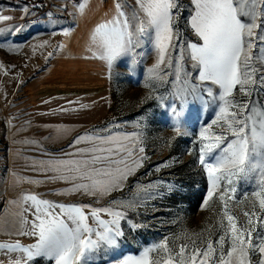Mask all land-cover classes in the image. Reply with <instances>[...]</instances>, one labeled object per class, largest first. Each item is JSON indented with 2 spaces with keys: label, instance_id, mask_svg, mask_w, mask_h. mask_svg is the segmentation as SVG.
I'll return each mask as SVG.
<instances>
[{
  "label": "snow or ice",
  "instance_id": "6c2138e0",
  "mask_svg": "<svg viewBox=\"0 0 264 264\" xmlns=\"http://www.w3.org/2000/svg\"><path fill=\"white\" fill-rule=\"evenodd\" d=\"M78 7L83 11L86 4ZM185 11L184 31L190 29L194 41L181 30ZM7 19L10 17L0 16V20ZM21 30L17 28L16 32ZM63 34L70 35V30L64 29ZM146 44H151L156 61L147 69L143 86L154 91L153 82L163 83L168 75L175 76L170 107L176 137L192 135L181 132L182 112L177 110L176 101L180 109L189 104V97L193 102L202 101L205 107L209 103L217 105L214 118L201 125L193 143L199 144L198 163L208 180L202 208L218 201L219 220L216 232L211 227L206 229L207 238L203 232L195 237L185 234L177 237L183 240L177 248L175 240L170 246L166 237L144 247L139 255H124L115 264H252L253 255H259L258 264H264V101L251 99L253 92L264 90V55L255 58L261 68L255 66L253 57L254 48L264 53V0H189V6L183 0H116L113 16L91 30L88 58L104 61L111 74L117 60L130 57L131 71L139 62L137 56L144 55L136 49ZM188 61L198 72L195 79L199 83L192 82ZM166 68L173 72L165 73ZM207 84L216 86V90ZM151 91L146 99L155 98L164 106L165 97H153ZM204 93L210 100L204 99ZM56 131L65 134L68 129L58 127ZM81 144L85 146L78 147ZM142 145V133L86 132L69 145L75 150L65 153L67 158L40 161V170L54 174L47 179L70 183L64 193L82 192L99 203L122 191L129 178L144 166L149 157ZM178 162L173 158L162 166ZM241 181L253 190L250 210L238 215L234 205ZM161 188L169 193L178 190L177 185L163 181L138 183L131 199L112 200L101 207L55 203L26 194L22 199L31 202L34 219L28 231L17 234L34 237V242L2 243L0 249L21 253L10 264H35L37 259L46 264H93L101 253L107 256L120 249L125 237L122 221L133 231L144 227L128 219V212L163 196ZM248 200L245 191L240 203ZM21 223L29 221L23 217Z\"/></svg>",
  "mask_w": 264,
  "mask_h": 264
},
{
  "label": "rangeland",
  "instance_id": "374dc122",
  "mask_svg": "<svg viewBox=\"0 0 264 264\" xmlns=\"http://www.w3.org/2000/svg\"><path fill=\"white\" fill-rule=\"evenodd\" d=\"M22 1L29 2L27 12L30 11V15L34 16L38 23L47 19H53L54 24L64 20L70 33L74 29L77 30L74 32L80 33L79 21L83 17L86 18L87 14L90 13L91 23L93 18L99 17L97 10H91V4L84 0ZM104 1L105 8L99 14L111 18L115 12L116 0ZM109 1L114 7L108 12ZM128 2L133 3L134 0ZM81 3L86 4L83 11L78 7ZM183 3L189 6V0H183ZM187 15L185 11L181 19V30L187 39L194 41L196 38L191 30L184 31L183 18ZM91 29L86 28V32H81L85 33L79 43L82 50L89 45ZM10 32L11 27L0 29V33L6 34L5 37ZM73 42L74 40H71L70 46ZM4 48H7V44ZM80 52L81 56L73 53L66 58L69 61L66 71H59L57 65L54 67L56 70H51L50 73L38 71L35 87H29L26 82H22L18 87L10 88L9 98L2 100L0 96V244L3 242V236L11 237L6 240H13L14 243L19 240L24 245L34 242V237L17 234L20 231H28L34 219L35 209L31 202L25 203L22 199L26 194H36L40 199L55 203L91 204L101 207L108 205L112 200L131 199L138 183L148 184L156 181L177 185L178 190L169 193L166 188H161L163 196L149 200L135 212L129 211L128 219L136 224H143L144 227L133 231L126 221H122L125 237L120 249L107 256L101 253L93 264H115L124 255H139L144 247L158 243L166 237L169 238L170 246L175 240V246L178 248L183 240L177 237L185 234L195 237L203 232L207 238L206 229L209 227L216 232L220 205L217 201L210 208H202L208 180L203 167L198 163L199 144H194L193 141L198 136L201 125L210 123L214 118L215 110H218L217 105L209 103L205 107L202 101L193 102L189 97V104L180 109L179 101H176L177 110L182 112L181 132L192 133L176 137L170 107L173 102L171 93L174 91L175 76L168 75L163 83L153 82L154 91L143 86L148 75L147 69L156 61V53L151 44L136 49L137 53L144 55L137 56L139 62L131 71L130 57H123L114 63L111 74L104 61L88 58L91 56L88 48ZM260 55L264 53H261L259 48H254V64L257 68L262 67L261 63L255 60ZM80 57V63L76 64ZM39 64L42 66L43 63ZM187 71L192 73V82L199 83L195 79L198 72L191 68L190 61L187 62ZM164 72L171 73L173 69L166 68ZM51 82L54 83L53 86ZM207 86L216 90L214 85ZM0 90H3L1 84ZM150 91L153 97H165L164 106L155 98L146 99ZM203 95L205 100H210L206 93ZM236 96L241 98L238 90ZM251 99L254 102L264 101V90L253 92ZM81 105L86 107L82 108ZM62 108L68 111H61ZM58 127L68 129L67 133L58 134ZM86 132L102 135L142 133V146L149 157L144 166L129 178L122 191L113 192L99 203L82 192L64 193L62 190L69 188L70 183L47 179L54 174L40 170V161L67 158L64 154L75 150L69 145L76 137ZM172 137L176 138L172 140ZM83 146L85 145H78ZM173 158H177L179 162L169 167L162 166ZM158 166L161 167L157 172L155 169ZM237 188L234 209L239 215L242 210H250V193L253 188L243 181L237 184ZM245 191L249 193V200L240 203ZM23 217H26L29 223L22 225ZM216 238L213 236L214 240ZM20 255L21 253L16 252L15 256L18 258ZM251 259L252 264H258L260 256L253 255ZM35 264H46V261L37 259Z\"/></svg>",
  "mask_w": 264,
  "mask_h": 264
},
{
  "label": "crops",
  "instance_id": "0c3cea01",
  "mask_svg": "<svg viewBox=\"0 0 264 264\" xmlns=\"http://www.w3.org/2000/svg\"><path fill=\"white\" fill-rule=\"evenodd\" d=\"M84 1H88L89 5L91 4V10H97L99 17L93 18L91 23L90 13L87 14L86 18L83 17L79 21L80 33H76L77 30L74 29L73 32L75 30L76 32L65 36L63 30L69 28L64 20H59L55 24L53 19L38 23L36 18L30 15V11H24L25 8L29 9L28 1L21 3L19 0H0V16L10 17L7 20H0V29L11 27L12 31L6 37L5 33H0V84L3 87V90H0V96L2 100L9 98L10 88L18 87L22 82H26L25 84L29 87H35L38 71L50 73L51 70H56L54 69L56 65L59 71H66L68 69L67 62H69L66 58L69 54L77 53L78 56H81L82 52L80 51L84 52L85 48H89V45L88 47L85 46L83 50L80 47L81 37L84 38L85 34H81V32H86V28L93 29L97 23L110 17H102V14H99L105 8L104 0ZM111 4L112 2L109 1L108 12L114 7ZM17 28L22 30L16 32ZM71 40H74V42L70 46ZM6 44L7 48H4ZM60 45H64V47L61 48ZM49 53H52V55L49 56ZM79 59L76 64L80 63L81 57ZM39 60L43 63L42 66L41 64L38 65V63H41ZM51 84L53 86L54 83L51 82ZM6 238L11 237L3 236L2 243H14L13 240H6ZM15 255L16 252L0 249V264H10V261L16 258Z\"/></svg>",
  "mask_w": 264,
  "mask_h": 264
},
{
  "label": "built area",
  "instance_id": "2783aa9c",
  "mask_svg": "<svg viewBox=\"0 0 264 264\" xmlns=\"http://www.w3.org/2000/svg\"><path fill=\"white\" fill-rule=\"evenodd\" d=\"M21 3H23V1L22 0H19Z\"/></svg>",
  "mask_w": 264,
  "mask_h": 264
}]
</instances>
